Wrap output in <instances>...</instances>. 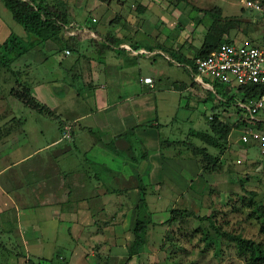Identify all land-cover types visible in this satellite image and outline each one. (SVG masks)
Masks as SVG:
<instances>
[{
  "label": "crops",
  "instance_id": "obj_1",
  "mask_svg": "<svg viewBox=\"0 0 264 264\" xmlns=\"http://www.w3.org/2000/svg\"><path fill=\"white\" fill-rule=\"evenodd\" d=\"M66 1L73 20L65 33L67 45L51 38L26 47L24 56L7 62L17 77L15 87L6 94L0 87V264H91L88 256L94 258L92 264H100V259L118 264L124 257L133 260L143 254L148 236L161 240L178 226V218L169 221L173 210L200 211L198 179L205 177L206 182L207 175L221 174L196 162L186 139L194 137L193 132L209 131L213 108L230 128L226 150L257 149L256 143L244 144L240 136H232L242 125L237 103L246 101L236 87H224L228 97L216 96L205 129L184 126L193 123L189 118L197 108L191 95L202 97V90L209 89L216 94L205 79L196 80L193 71L210 22H204V38L192 53L196 21L202 20L198 13L176 14L165 21L145 0H129V6L128 0H116L115 5L112 0ZM95 9L101 15L92 22ZM244 9L255 23L264 21ZM154 14L158 22L174 28L170 38L165 30L157 32L156 24L151 26ZM8 22L0 14V45L11 36L28 43L31 38L14 33ZM248 36L239 40L224 34L231 42L264 41V36L255 42ZM50 58L54 62L48 67ZM148 76L152 85L142 81ZM59 81L62 84H56ZM23 87L46 109L26 106L14 94ZM180 112L187 119L182 125ZM232 114L236 120L230 124ZM195 122L201 125L198 118ZM134 142L139 145L134 147ZM12 176L20 184L10 186ZM136 208L144 220L142 245L131 253L127 246L135 242Z\"/></svg>",
  "mask_w": 264,
  "mask_h": 264
},
{
  "label": "rangeland",
  "instance_id": "obj_2",
  "mask_svg": "<svg viewBox=\"0 0 264 264\" xmlns=\"http://www.w3.org/2000/svg\"><path fill=\"white\" fill-rule=\"evenodd\" d=\"M107 2L109 1L107 0ZM115 2L116 0H112L109 3L115 5ZM142 2L147 4L150 2L153 13L156 15L160 14L165 21L176 14L187 15L191 12L198 13V18L200 17L202 20L201 22L196 21V23L198 22V28L193 33V47L190 48L192 53L201 45L204 38V34L201 33L204 22L207 23L208 21L211 24L213 19L218 17L214 14L217 11H219L221 22L226 23L228 20L235 21L234 27L226 33L230 34V37L231 33L237 37L236 39L250 35L248 38L252 42H255L256 37L264 36V21L260 20L259 23L252 21V14L242 7V0H145ZM126 4L129 6L130 1H126ZM100 13V9L92 11L94 18H97L96 14L101 15ZM0 14L7 19V22L9 21L8 24L13 26L14 33L25 35L26 32L22 25L12 18L11 12L1 0ZM155 14L150 19L151 26L156 24V27L159 28V30H156L157 32L165 30L169 36L174 31V28H170L167 22L163 24L158 22L159 17L155 16ZM201 49L197 52V55ZM197 55H195V58ZM29 56V54H26L25 57ZM10 57H12V53L4 54L3 57H0V60L3 62ZM53 62V59L50 58L47 66L50 67ZM177 69L183 74V77L191 80L185 68L178 66ZM10 72L9 63H0V87L2 94H6L9 88L16 85L17 77L12 76ZM54 72L56 76L58 70ZM49 74L51 75L52 72L49 71ZM59 75H61V72H59ZM205 80L211 84L216 94L211 89L202 90L204 94L202 97L206 98L205 101H201L202 97H197L195 93L193 96L191 95V101L193 105L197 104V108L192 110L193 115L189 118V120H194L193 123L187 122L184 125L189 128L205 129L206 116L212 112L211 105L215 101L216 96L228 97L230 95V92L224 90L226 85H219L213 82L211 78H205ZM56 84H62V81ZM232 92H234L233 89ZM236 99L237 95H235L234 101L231 104V110H235L233 108H235ZM5 102L7 101L5 100ZM16 103L22 107L23 111H29L21 102ZM183 115L182 112L178 113L180 125H182V122L184 124L187 121V119L182 117ZM188 115H190L189 112ZM197 118L199 123H201L199 127H196L195 121ZM235 120L233 114L227 118L230 124L234 123ZM48 121L56 125L58 123L50 118H48ZM232 136L238 137L240 133L234 132ZM187 137H189L188 141L190 143L192 142L196 145L202 144L196 137L187 135L186 139ZM223 144L219 149L206 146L208 152L213 155H219V160L216 164L220 167L216 171H213L221 174L219 176L215 175L213 178L207 175L206 182L205 177L198 179L200 181L198 188L200 189L202 200L200 211L193 216H186L183 219L181 218V220L179 218L178 226L174 225L161 235L162 242L158 240V237L157 239H151L148 236L145 240V247L142 248L143 254L133 258V260L129 257H124L118 264H247L245 257L239 253L236 244L226 236L216 234L211 223H214L221 231L240 234L243 237L251 238L264 244V223L258 218L260 215L259 207H264V159L260 157L257 149H251L250 153L247 150L246 152H239L238 148L236 150H226ZM134 145V147H137L139 144L134 142ZM134 154L138 156V153H135V151ZM199 157L203 161L201 164H209L207 158H202V155H199ZM194 158L197 162L198 157L195 156ZM237 160H241V162L238 163ZM15 182L20 184L12 176V181L8 182V184L11 186ZM140 220L144 221L142 215H140ZM206 230L215 236V241H208L204 238ZM132 247V245H128L127 250ZM63 249L65 250V248ZM93 259L91 256L87 257L88 262L91 264L95 261ZM100 264L111 263L100 259Z\"/></svg>",
  "mask_w": 264,
  "mask_h": 264
},
{
  "label": "trees",
  "instance_id": "obj_3",
  "mask_svg": "<svg viewBox=\"0 0 264 264\" xmlns=\"http://www.w3.org/2000/svg\"><path fill=\"white\" fill-rule=\"evenodd\" d=\"M4 5L9 9L13 19L22 25L23 29L30 36L28 43L17 39L14 36H11L7 41L0 45V57H3L4 54L12 53V57L7 58L6 61L10 62L18 57L22 56L28 51V48L31 44L36 43L43 45L44 42L51 38H58L62 43L67 45L68 39L65 37L67 33L68 26H72L73 20L70 14V6L66 0H1ZM217 18H214L211 22L208 33L203 43L202 50L198 53L197 57L206 56L211 50L219 46L221 42H231L228 38L224 37V34L229 32L230 29L234 27L235 21L228 20L226 23L221 22L219 16V11L215 12ZM195 58V59H196ZM2 59V58H1ZM194 59V60H195ZM0 60V63H3ZM193 70H195V65L193 64ZM219 85H223L217 82ZM228 87V86H227ZM231 88V87H230ZM236 91L241 94V99L248 100L252 97L259 96L263 93V89L254 86H238ZM14 94L22 100V102L36 110H44L45 106L37 102L28 91V88L23 87V89L15 91ZM233 96H231V100ZM214 114L209 120V131H197L193 132L192 135L198 138L202 144L196 145L194 143H188V149L191 153L198 157V161L201 163L199 155H202V158L205 157L208 159V163L204 169L207 171L214 170L217 166L219 160V155H213L207 151L206 146H212L214 148H220L222 143L226 144L227 137L230 132V128L227 127L222 120L219 118V112L217 108H213ZM50 114V112L48 111ZM179 143V142H178ZM248 144V143H247ZM206 159V161H207ZM140 200H143L142 198ZM144 205L145 203H140ZM260 208V218L261 222L264 223V207ZM172 211V216L169 221L175 219L184 218L186 216H193V212L189 210H178ZM144 221L140 220V215L138 209L136 208V215L132 226V232L134 234V246L130 249V252H136L142 245V240L139 237V233L143 228ZM211 226L215 230L216 234H222L233 241L239 253L245 257L247 264H264V244L258 241H255L251 238H246L240 234H235L228 231H221L214 223H211ZM215 236L206 230L204 238L208 241H215ZM29 264H41L35 263L32 260H29Z\"/></svg>",
  "mask_w": 264,
  "mask_h": 264
},
{
  "label": "built area",
  "instance_id": "obj_4",
  "mask_svg": "<svg viewBox=\"0 0 264 264\" xmlns=\"http://www.w3.org/2000/svg\"><path fill=\"white\" fill-rule=\"evenodd\" d=\"M244 8L258 14L264 19V0H243ZM96 22V18L91 19ZM69 50H65L68 55ZM194 77L203 83L205 78L213 82L238 87L254 85L263 89L259 96L247 101H240L237 105L242 109L240 117V141L244 144L256 143L258 153L264 159V41L260 43L221 42L206 56L194 60ZM144 83L152 85L150 76L142 79Z\"/></svg>",
  "mask_w": 264,
  "mask_h": 264
}]
</instances>
